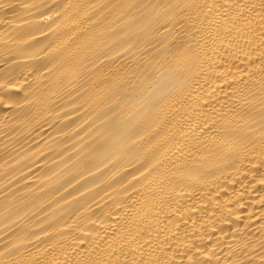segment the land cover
I'll return each instance as SVG.
<instances>
[{"label": "bare ground", "instance_id": "1", "mask_svg": "<svg viewBox=\"0 0 264 264\" xmlns=\"http://www.w3.org/2000/svg\"><path fill=\"white\" fill-rule=\"evenodd\" d=\"M0 264H264V0H0Z\"/></svg>", "mask_w": 264, "mask_h": 264}]
</instances>
